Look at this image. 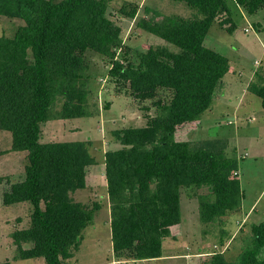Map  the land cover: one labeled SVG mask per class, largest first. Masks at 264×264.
Returning <instances> with one entry per match:
<instances>
[{
  "label": "trees",
  "instance_id": "16d2710c",
  "mask_svg": "<svg viewBox=\"0 0 264 264\" xmlns=\"http://www.w3.org/2000/svg\"><path fill=\"white\" fill-rule=\"evenodd\" d=\"M180 1L195 8L197 16L175 15L149 31L181 50L151 48L138 65L124 68L115 62L112 69L136 91L173 90L165 113L146 126L122 129L124 147L106 152L113 248L130 251L136 259L162 256L170 226L181 221L182 186L213 185L215 200L202 204L206 220L237 206L241 193L240 181L226 175L215 152L172 139L177 126L210 107L225 76L226 56L204 40L217 16L231 13L228 0ZM237 3L249 14L264 7V0ZM0 14L24 20L14 37L0 35V128L12 133L14 150L28 152L26 177L4 192V203L32 205L30 225L13 232L21 258L64 264L93 211L70 198L66 188H56L54 173L90 165L94 158L84 141L42 142L40 126L57 96L67 99V118L84 114L86 92L79 80L88 68V54L113 55L121 27L108 16L104 0H0ZM250 91L264 107V83L251 84ZM24 242L32 245L24 248ZM215 255L216 264H264V222L254 225L252 242L237 262Z\"/></svg>",
  "mask_w": 264,
  "mask_h": 264
},
{
  "label": "rangeland",
  "instance_id": "374dc122",
  "mask_svg": "<svg viewBox=\"0 0 264 264\" xmlns=\"http://www.w3.org/2000/svg\"><path fill=\"white\" fill-rule=\"evenodd\" d=\"M104 1L121 33L113 55L88 54V68L81 71L79 80L86 92L84 114L67 118V99L57 96L49 118L40 126L42 142L84 141L94 158L90 165L54 173L56 188H66L70 198L93 211L92 220L68 249L64 264H216L215 254L226 262H237L252 242L254 225L264 222V107L261 98L250 91L251 84L264 83V8L249 14L237 0H229L235 6L230 7L231 13L222 12L214 20L204 44L226 56L227 71L210 107L196 120L177 126L172 134L176 141L215 152L226 175L240 181L239 203L206 220L202 204L215 200L213 185L182 186L181 221L170 226L163 240L164 256L145 260L133 258L130 251H114L106 152L124 147L122 129L146 126L165 113L173 90L136 91L129 79L112 69L115 62L124 68L138 65L151 48L179 52L178 46L149 29L175 15L193 19L197 10L180 0ZM23 23L19 17L0 14V35L14 37ZM29 58L33 64L31 53ZM26 153L14 150L12 133L0 128V182L7 181L0 184V194L6 183L24 176ZM14 207L3 205L0 195V263L41 264L42 257L22 259L13 238L15 230L30 225L32 205L21 207L18 219L12 214ZM31 245L22 243L26 248Z\"/></svg>",
  "mask_w": 264,
  "mask_h": 264
},
{
  "label": "crops",
  "instance_id": "0c3cea01",
  "mask_svg": "<svg viewBox=\"0 0 264 264\" xmlns=\"http://www.w3.org/2000/svg\"><path fill=\"white\" fill-rule=\"evenodd\" d=\"M228 3H229V6L230 7H235L233 4H232V6L230 5V2H229V0H228ZM238 4V3H237ZM238 5H240V4H238ZM241 6V5H240ZM264 8V7H263ZM262 9V8H261ZM233 10V9H232ZM259 11V10H258ZM257 13V12H256ZM69 141V140H68ZM18 152H21V150H17ZM25 151V150H24ZM27 152V151H26ZM26 154H28V152L26 153ZM27 164V163H26ZM26 164H25V167H26ZM24 172H25V174H24V176L23 175H20V176H18L19 177V179L20 180H14V181H12V182H8V183H6L5 184V188H3V190H2V192H1V202L3 203V205H5V206H15L14 207V210H15V212H13L12 214L14 215H16V218L18 219V218H20V215H19V211H20V209H21V207H23V206H25V205H27V206H30V202L29 201H21V202H15V203H11V204H5L4 203V192L6 191V190H8V188H10L11 187V185L13 184V183H15V182H18V181H22V180H24L25 179V177H26V171H25V169H24ZM5 182H7V181H2V182H0V184L1 183H5ZM3 216H6V215H3ZM2 216H0V218H1ZM110 224H111V221H110ZM28 226H26V227H23V228H27ZM19 229V228H18ZM20 229H22V228H20ZM24 247V246H23ZM24 248H26V247H24ZM27 248H29V247H27ZM164 255H163V251H162V256H159V257H154V258H142V259H145V260H151V259H155V258H160V257H163ZM169 256H175V254H170ZM34 258H39V257H34ZM42 259L44 260V261H41V264H46V261H45V258L44 257H42ZM121 264V263H120Z\"/></svg>",
  "mask_w": 264,
  "mask_h": 264
}]
</instances>
